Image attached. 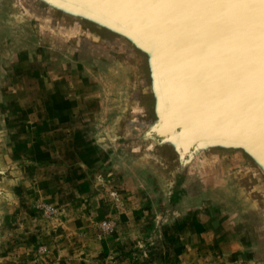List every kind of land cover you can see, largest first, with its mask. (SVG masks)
Returning a JSON list of instances; mask_svg holds the SVG:
<instances>
[{
    "label": "rangeland",
    "instance_id": "obj_1",
    "mask_svg": "<svg viewBox=\"0 0 264 264\" xmlns=\"http://www.w3.org/2000/svg\"><path fill=\"white\" fill-rule=\"evenodd\" d=\"M2 3L0 264H264L262 212L235 167L170 195L165 170L114 145L124 74Z\"/></svg>",
    "mask_w": 264,
    "mask_h": 264
},
{
    "label": "water",
    "instance_id": "obj_2",
    "mask_svg": "<svg viewBox=\"0 0 264 264\" xmlns=\"http://www.w3.org/2000/svg\"><path fill=\"white\" fill-rule=\"evenodd\" d=\"M1 1L38 35L124 74L114 145L165 170L170 195L228 164L264 219V0Z\"/></svg>",
    "mask_w": 264,
    "mask_h": 264
},
{
    "label": "crops",
    "instance_id": "obj_3",
    "mask_svg": "<svg viewBox=\"0 0 264 264\" xmlns=\"http://www.w3.org/2000/svg\"><path fill=\"white\" fill-rule=\"evenodd\" d=\"M73 66H74V65H73ZM74 68L79 69V71L81 70V66H80V65H77V66L74 67ZM74 68L72 69L73 72H74V70H75ZM73 72H72V73H73ZM74 73H75V72H74ZM78 74H79V73H78ZM61 75H63L64 78H65V77L67 78V77H69V76L71 75V73H70V72H66V71H64V72L62 71V72H61Z\"/></svg>",
    "mask_w": 264,
    "mask_h": 264
},
{
    "label": "built area",
    "instance_id": "obj_4",
    "mask_svg": "<svg viewBox=\"0 0 264 264\" xmlns=\"http://www.w3.org/2000/svg\"><path fill=\"white\" fill-rule=\"evenodd\" d=\"M102 227L105 229V230H109L111 231L113 228L111 227L110 223L108 222H104L102 223Z\"/></svg>",
    "mask_w": 264,
    "mask_h": 264
},
{
    "label": "bare ground",
    "instance_id": "obj_5",
    "mask_svg": "<svg viewBox=\"0 0 264 264\" xmlns=\"http://www.w3.org/2000/svg\"><path fill=\"white\" fill-rule=\"evenodd\" d=\"M71 57H72V56H71ZM122 74H123V73H122ZM122 81H123V84H126V83H127V82H126V77H124ZM0 203H1V202H0Z\"/></svg>",
    "mask_w": 264,
    "mask_h": 264
}]
</instances>
